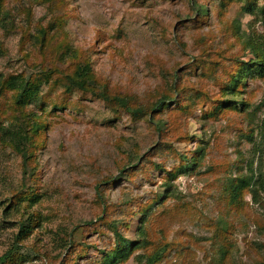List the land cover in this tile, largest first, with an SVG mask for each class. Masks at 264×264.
<instances>
[{"label":"rangeland","instance_id":"rangeland-1","mask_svg":"<svg viewBox=\"0 0 264 264\" xmlns=\"http://www.w3.org/2000/svg\"><path fill=\"white\" fill-rule=\"evenodd\" d=\"M197 1L208 9L198 26L191 0H0V76L52 67L61 74L82 57L100 85L143 107L171 93L176 74L191 94L212 96L214 78L196 63L251 57L247 38L264 39V12H245L242 0ZM189 66L194 71L185 73ZM40 88L42 103L25 106L46 123L32 157L24 164L0 141V255L29 221L36 223L18 242L14 264H100L115 242L112 224L126 239L144 240L120 264H146L159 249L154 264H264V192L256 202L246 194L236 210L224 190L247 164L264 173V78L247 83L254 113L215 119L201 117L207 106L199 96L188 112L173 110L172 101L152 119L151 112L134 119L89 93ZM15 107L10 91L0 96V123L13 120ZM199 147V165L168 180L167 170ZM21 192L36 194L32 206L11 199Z\"/></svg>","mask_w":264,"mask_h":264},{"label":"trees","instance_id":"trees-1","mask_svg":"<svg viewBox=\"0 0 264 264\" xmlns=\"http://www.w3.org/2000/svg\"><path fill=\"white\" fill-rule=\"evenodd\" d=\"M42 2H50L52 0H36ZM228 0L223 2L227 3ZM241 1V0H237ZM243 10L245 12L256 13L257 11L264 12V4L258 5V0H242ZM191 8L194 9L197 14L196 19L192 17V22H195L196 26L204 22L207 16L208 9L204 3H200L197 0H191ZM2 21V19H1ZM0 21V22H1ZM232 28H236V25H232ZM247 44L249 52L252 56L249 58H241L232 56L231 63L228 65L223 64L220 61H213L209 63L206 68L203 67L204 62L198 61L195 65L201 67V73L211 75L214 78V85L217 87L215 94L207 92L196 91V94H191L192 87L187 85L188 83L183 81L182 74H176L175 80L171 85V93L167 91L161 92L159 96H154V100L148 102V107L137 105L132 98L124 94L110 93L106 85H100L91 69V64L86 58H80L76 60L73 69L69 72H62L59 74L57 68L41 69L38 74H11L7 77L1 78L0 76V96L11 92L12 100L15 104V108L18 110V114L12 116V121L9 124L3 125L0 123V141L11 147L14 151L20 153L23 158L24 164L29 160L33 153L31 149L36 147L34 138L40 135L46 123L42 120V116L25 111V106L31 103H42L41 101V88L42 82L52 85L60 84L63 91L62 94L69 95L74 91H80L82 93H89L95 96L106 104L114 107V109H123L134 118L145 117V115L151 112V119L164 110L168 109L171 102H173L174 109L188 112L195 102L194 97L203 98V104H206L207 108L203 109L202 118L209 117L215 119L220 116L228 117L229 114H237V116L248 117L254 111L251 112L249 108L251 103L249 97L244 96L247 93L246 87L249 79L264 78V39L255 36L252 39L247 38ZM217 65V66H216ZM220 67V73L216 74L215 70ZM205 70V71H204ZM194 71L192 66L188 67L185 73ZM56 76L53 77V75ZM52 80L50 81V79ZM178 94V97L175 95ZM44 98V97H43ZM65 103L52 102V107H63ZM44 107V106H43ZM190 111V110H189ZM259 135L262 138V147H264V119L258 125ZM253 130L248 133V139H252ZM207 143V142H206ZM259 149V148H258ZM204 148L199 147L189 157H183V160L177 166L175 171L167 170L166 175L168 180L174 179L178 173L194 170L204 157ZM248 172L234 175V177L228 178L225 182L224 190L227 194L228 205L233 209H242L246 203L245 195L250 194L251 198L256 202L261 200V193L264 192V173L262 170L257 171L253 167L247 164ZM123 167L122 169H124ZM128 174H131L128 170ZM23 195L14 194L11 199H15V204L18 202L26 201L25 206H32L36 194L34 192H21ZM244 204V205H243ZM152 204L145 203L140 207L142 210L143 219L146 218L147 213L151 210ZM36 213L32 212L29 216ZM142 221L144 222V220ZM36 223V222H35ZM29 221L22 222L19 228L18 237L15 243L0 255V264H14L16 261V255L18 250V242L29 235L33 225ZM112 230L115 235V242L111 248L103 250L101 252L100 264H120L126 261L133 251L142 246L143 239H126L117 229L115 224H112ZM143 230H140V234L143 235ZM75 243V242H74ZM72 242V246L75 248V244ZM73 251V250H72ZM159 251H155L153 254L147 256L146 264H154L161 257ZM224 256V255H223Z\"/></svg>","mask_w":264,"mask_h":264}]
</instances>
